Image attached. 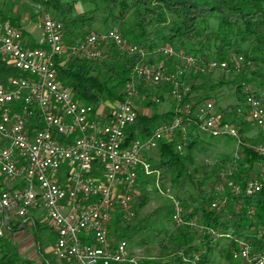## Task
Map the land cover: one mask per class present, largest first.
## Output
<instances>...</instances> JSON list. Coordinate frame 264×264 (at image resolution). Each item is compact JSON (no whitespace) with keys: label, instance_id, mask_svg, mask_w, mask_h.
<instances>
[{"label":"built area","instance_id":"1","mask_svg":"<svg viewBox=\"0 0 264 264\" xmlns=\"http://www.w3.org/2000/svg\"><path fill=\"white\" fill-rule=\"evenodd\" d=\"M43 25L45 47L29 48L19 29L9 22H0V55L27 76L0 83V172L18 183L13 190H0V237L11 229L14 218L26 217L30 210L40 209L47 213L57 233L53 249L57 260L70 264H137L138 259L128 253L127 240L110 238L109 225L117 207L126 212L125 219L133 216L129 209L139 172L145 175L154 172L146 153L160 143L173 141L177 133L186 135L183 120L176 116L157 126L144 139L127 138V130L139 116L133 99L137 92L128 91L110 117L102 120L93 106L80 104L60 85L56 61L67 51L94 61L105 60L111 42L125 50L121 33L112 30L90 36L86 41L77 40L65 52L63 24L47 16ZM128 51L142 59L134 66L133 75L149 83L174 82L172 94L178 100L191 93L190 85L183 81V70L170 71L163 65L147 62L144 49L137 45ZM161 52L169 57L174 55L168 47ZM184 59L201 73L225 71L230 65L227 59L207 62L191 56ZM16 104L20 109L12 112L11 107ZM188 109H192V104L182 112ZM245 111L251 123L264 127V104L259 98L248 95L237 108L239 116ZM200 115L207 118L200 129L238 137L231 124L220 122L221 116L212 102L200 110ZM60 138L66 142L61 143ZM184 146L182 141L177 149L182 151ZM257 151L264 158V145L257 147ZM63 169L70 170V183L66 185L57 180ZM93 172L99 176L91 177ZM263 174L264 171L261 178ZM261 178L234 190L247 195L260 192ZM218 206V201L212 204L215 209ZM183 213L182 202L174 201L173 222L183 224ZM90 238L94 244L87 241ZM233 259L264 264V252H256L242 243Z\"/></svg>","mask_w":264,"mask_h":264},{"label":"trees","instance_id":"2","mask_svg":"<svg viewBox=\"0 0 264 264\" xmlns=\"http://www.w3.org/2000/svg\"><path fill=\"white\" fill-rule=\"evenodd\" d=\"M28 1L36 2V0ZM78 1L88 2L95 8L79 14L78 19L75 20L71 18V14L76 12L75 2ZM43 4L45 9L51 8L56 15L63 18L64 33H69L70 37L71 27L73 28L79 21L90 20L100 14L103 19L110 20L114 24L119 23L121 26L127 24L128 27L121 33L128 44L134 40L156 56H161L158 52L161 51L159 49L161 46H169L178 54L201 56L203 53L206 56L209 53L218 59L234 58V62H230L233 64L232 67L229 65L227 70L220 71L216 82L212 81L211 76H206L218 72L201 73L185 63L179 64L184 71L183 81L191 87V93L182 100H178L172 94L176 87L174 82L149 84L143 77H134L132 70L142 60L141 57L128 52L121 53L119 47L112 43L108 48L109 56L105 60L94 61L71 55L63 59L65 61L63 65H58L60 84L80 104L93 106L96 110L104 102V97L114 103L121 102L123 89L131 83L138 87L146 100H150L152 93L158 92L157 96L161 103L163 95L167 93L166 96L173 100V105L171 110L160 118L164 123H169L174 117H181L188 137L187 140L178 137L159 145V159L151 164L155 172H161V180L170 176L174 184L180 183L181 180L182 182L191 180L192 175L187 165L193 163L196 151H208L206 142L197 134L201 121L191 114L186 116L182 109L193 103L198 106L203 105L214 97L213 92L216 89L225 84L235 85L239 78L241 80L236 88L237 103L227 107H217L216 112L221 115L222 124L233 125L239 134L243 135L250 130L252 123L247 119V111L239 116L237 108L244 103L248 95H254L264 103V97L255 94L247 87V83L251 82L248 74L264 80V0H74L72 3L47 0ZM6 21H10L22 32L29 47H45L43 42L36 43L28 38L26 41V31L21 28L17 19L0 12V22ZM153 58L151 57V60ZM166 61L170 68H178L176 58ZM226 75H234V80L226 81ZM16 77L27 76L7 63V58L4 60L0 57V83L7 84ZM150 101L149 104H154L152 100ZM195 105L192 106V112ZM110 115L111 112L108 117ZM158 117V115L152 117L139 115L137 121L127 130V138L150 136L156 129L155 123ZM202 131L210 134L207 130ZM211 137H214V132ZM182 141L185 143L183 149L185 155L177 151V146ZM98 164L102 166L101 163ZM210 166L203 178L194 181L202 187L197 198L192 201L190 199V202L181 199L185 213H183L184 223L174 222L172 228L156 234L162 250L171 251L170 258L156 263L139 261L137 264H208L209 254L216 248L221 250L226 264H241L233 259L234 252L239 249V239L250 243L255 251H264V174L262 178L260 177L264 171V158L255 148L246 145L242 147L239 156L236 155L232 159L225 158ZM90 176L99 175L93 172ZM138 176L141 181L140 188L142 184L145 185L144 182L155 181L152 176L142 172H139ZM256 178H261L263 183L260 192L252 195L235 192L236 186H244ZM148 195L149 193L141 195L132 202V209L144 207ZM141 197L144 200L141 201ZM215 201H218L220 206L216 209L212 207ZM172 207L174 210V205ZM118 210L119 207L114 214ZM172 213L169 217L173 222ZM116 217L119 221H125L123 213H119ZM30 218L33 220L35 232H39L40 222L33 215ZM113 219L114 215L109 225V234ZM23 222L24 220L17 221L11 230L23 229L20 228ZM52 229L57 237L54 227ZM123 239L125 238L119 236L116 240ZM87 241L95 243L92 238ZM0 253H2L0 264H50L46 259L36 263L29 258L20 257L17 249L10 246L4 237H0Z\"/></svg>","mask_w":264,"mask_h":264},{"label":"rangeland","instance_id":"3","mask_svg":"<svg viewBox=\"0 0 264 264\" xmlns=\"http://www.w3.org/2000/svg\"><path fill=\"white\" fill-rule=\"evenodd\" d=\"M45 1L47 0H36V2H32L28 0H25L24 2L22 1L18 2L17 0H0V12H2L7 16H11L17 19V21L21 24V28L23 27L24 31H26L25 33L26 41L30 39L33 40V42L42 43L45 40L44 25H43V21L45 17L47 16L52 17L56 20H59L62 24H64L63 18L56 15L53 9L51 8L45 9V6L43 4V2ZM63 1L72 3V1L74 0H63ZM75 5H76V12H74V14H71V18L75 20L78 19L79 14L88 12L95 8L92 4L85 1L75 2ZM6 22H9L11 24L10 21H6ZM127 27H128L127 24L126 26H121V24L119 23L114 24L110 20H105L102 18L100 14H97L90 20L85 19L83 21H79L78 24L73 26V28L71 27L70 30L71 37L69 33H64V28H63V43L66 47L65 52L68 49H71L72 43H75V41L77 40L86 41L87 38L90 36L103 35L112 30L121 33L122 31L125 30L124 28ZM27 43L28 42H25L26 46L29 47ZM111 43L115 44L113 42ZM124 43L126 45V48L125 50L119 48L121 50L120 51L121 53L124 54H126V52L129 53L128 49L133 45H137L141 49H144L147 62L157 65H163L170 71L183 70L182 65L179 64L185 63L186 65H188L184 59L187 56L195 57L205 62H207V60H226V59L228 60L229 63L234 62L233 57H227L226 59H218L213 57L209 53L206 56L203 55V53L201 54V56H194L190 54L185 55L180 53L179 55L174 48L169 46L168 48H171L174 51V55L172 57L165 55L164 52L161 51H158L161 53V56H156V54L151 53L147 48L138 45L134 40L131 43L129 42L130 44H128V41L127 43L126 42ZM162 47L164 46H161L159 49L161 50ZM29 48H36V47L31 46ZM71 55L72 54H70L67 51L61 57H57L56 58L57 69H58V65H63L65 63L63 59ZM106 55L109 56V53L106 52ZM0 57H2L4 60L6 59V57L2 55H0ZM151 57H154L153 60H151ZM164 57H166V59L176 58L177 61L176 63L178 65V68L177 69L170 68L167 65L168 62ZM58 60H60V62H58ZM8 62L9 60L7 58V63ZM232 65L233 64L230 63L231 67ZM188 66L191 67L190 65ZM219 73L221 72L218 71V73H213L211 75H207L206 77L211 76L212 81L216 82L219 78ZM134 77H138V76L134 75ZM226 77H227L225 78L226 81L234 80V75L233 76L226 75ZM248 77L251 81L247 83V87L249 88V90L253 91L255 94L261 97H264V80L260 78H255L253 74H248ZM240 80L241 79L239 78L235 85L225 84L224 86L219 87L213 92L214 97L212 99H209L208 101L204 102L203 105H199V106L193 103L192 106L195 105L193 112L188 109V111L186 110L184 111L185 112L184 114L186 116L191 114L199 121H201V124L199 125L201 127L207 118L206 116L203 117L200 115V110H205L209 102H212L216 108L227 107L230 104L234 105L237 103L236 88ZM165 82L167 83L169 81H164L161 83H165ZM130 90L131 91L135 90L137 92L134 95L133 99L134 102L136 103V106L139 109V115L144 114L149 117L158 115L159 117L157 119V122L155 123V126L156 125L159 126L162 123H164V121L160 117L165 113H168L173 105V100L167 98L166 96L167 93L163 95L162 101L160 103V99L157 96L158 92L155 91L157 93H152L150 96V100H152V103L154 104H149L151 101L146 100V97H143V95H141V92L138 89V87L134 83H131L129 86L126 87V89L125 88L123 89V96L121 100L125 99L126 94ZM157 100H159V103L157 102ZM119 102L120 101L114 103L109 101L106 97H104V102H102L100 108L96 110L98 111L99 117L102 120L106 119L109 113L117 108ZM19 109H20L19 104L13 105L11 107L12 112H18ZM31 125L32 122L30 123L29 127H31ZM182 127H184V125H182ZM235 129L237 130V128ZM201 131L202 130L200 128L197 129V134L206 142V145L208 146V151H203V152L196 151L194 154L193 163L187 165L188 170L192 175L191 180H186L184 182H182L181 180L180 183L174 184L171 180V176L168 177V179L161 180V172L154 171L151 173L152 175L149 174L147 176L150 177L152 176L151 178H153L155 181L149 183L144 182L145 185L143 186L142 184V188H140L141 181H139L138 179L135 186V192L132 197L133 198L132 202H134L141 195H145L149 193L147 204L144 207H138L134 210L132 209V203H131V208L129 209V212H131L133 216L129 220L124 219L125 221L123 220L119 221V218L116 217L119 216V213H123V214L126 213L124 211L118 210V212L114 214V219L110 227V238L116 240L119 238V236L124 237L125 240H127L129 243V248H128L129 255L131 257H135V259H138V262L147 261V262L156 263L159 261H167L170 258L171 251L164 252L162 250L157 240L156 234L164 232L167 228H172L173 224H175L174 222L171 221L169 217V215L173 212L172 206L174 205V201H179V199L181 201V199L182 200L185 199L188 200V202H190V199L192 201L197 198L198 193L200 192V189L202 187H200L199 183L195 184L194 181L203 178L205 176V172H207L210 169L211 164L216 163L217 161L223 160L225 158L232 159L236 155L239 156V152L242 150L243 146L249 145L257 150V147L264 145V127H257L253 123L250 130L243 135L239 134L237 130L238 137H234V138L230 137L225 133L214 134V137H211L213 131L207 130L210 134H205L204 131L202 132ZM185 132L187 135V131ZM186 135L177 133L175 137L176 138L184 137L185 140H187L188 136ZM59 141L61 143H64L66 142V139L60 138ZM209 141L213 143L210 144ZM158 147L155 149H151L145 155L146 159H149L150 163L152 162V164L159 159ZM177 151L182 152L184 155L186 154V152H184L183 150L179 151L177 149ZM65 173L68 174L65 175ZM69 173L70 170L63 169V171L59 172V175L57 174L58 175L57 180L59 181L60 184L66 185L65 183H70ZM2 183L3 185H8L10 187L8 189H0V190H13L18 187L17 182L10 181L9 179L6 178L5 175H3L0 172V184ZM142 200L144 199L141 197V201ZM31 215H33V217L40 222V226H38L39 232H35L33 228L34 223L33 220H31L30 218ZM21 220H24V222L20 226V228L23 229L16 231H12L11 229L5 230L4 236H2L10 244V246L15 247L17 249V253L20 254V257L29 258L36 263H40L42 259L48 260L49 261L48 263L50 264H63L65 262H68V261H59L56 259L54 255L53 249L55 247L57 237L56 235L53 234L52 223L49 220V217L47 216V213L45 211H42L40 209H32L29 211L26 217L14 218V220L11 221L10 226L11 227L14 226L17 221H21ZM238 243H239V248L241 247L242 243H246L250 245L254 250V247L243 239H239ZM0 256H2V253H0ZM209 257L210 260L208 264H226L221 254V250L219 248L214 249L209 254ZM238 261L241 264H248L243 260H238Z\"/></svg>","mask_w":264,"mask_h":264},{"label":"crops","instance_id":"4","mask_svg":"<svg viewBox=\"0 0 264 264\" xmlns=\"http://www.w3.org/2000/svg\"><path fill=\"white\" fill-rule=\"evenodd\" d=\"M146 158V157H145ZM148 160V159H147ZM10 186H8V185H3V183L2 184H0V189H8Z\"/></svg>","mask_w":264,"mask_h":264}]
</instances>
